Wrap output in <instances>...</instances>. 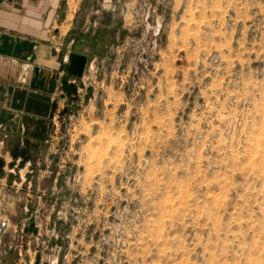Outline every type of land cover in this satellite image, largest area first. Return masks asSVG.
Wrapping results in <instances>:
<instances>
[{
	"label": "rangeland",
	"instance_id": "374dc122",
	"mask_svg": "<svg viewBox=\"0 0 264 264\" xmlns=\"http://www.w3.org/2000/svg\"><path fill=\"white\" fill-rule=\"evenodd\" d=\"M69 7L88 71L0 132V264H264V0Z\"/></svg>",
	"mask_w": 264,
	"mask_h": 264
},
{
	"label": "crops",
	"instance_id": "0c3cea01",
	"mask_svg": "<svg viewBox=\"0 0 264 264\" xmlns=\"http://www.w3.org/2000/svg\"><path fill=\"white\" fill-rule=\"evenodd\" d=\"M69 1L0 0V132L14 139H46L57 103L88 71L70 42Z\"/></svg>",
	"mask_w": 264,
	"mask_h": 264
},
{
	"label": "built area",
	"instance_id": "2783aa9c",
	"mask_svg": "<svg viewBox=\"0 0 264 264\" xmlns=\"http://www.w3.org/2000/svg\"><path fill=\"white\" fill-rule=\"evenodd\" d=\"M3 225H6V223L4 222ZM3 225H2V226H3ZM1 230H2V227H0V232H1Z\"/></svg>",
	"mask_w": 264,
	"mask_h": 264
}]
</instances>
